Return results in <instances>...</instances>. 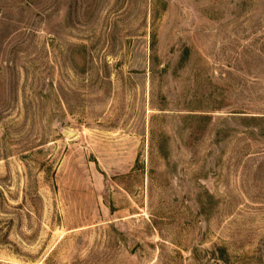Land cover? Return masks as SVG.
Masks as SVG:
<instances>
[{
    "label": "rangeland",
    "instance_id": "rangeland-1",
    "mask_svg": "<svg viewBox=\"0 0 264 264\" xmlns=\"http://www.w3.org/2000/svg\"><path fill=\"white\" fill-rule=\"evenodd\" d=\"M0 264H264V0H0Z\"/></svg>",
    "mask_w": 264,
    "mask_h": 264
},
{
    "label": "trees",
    "instance_id": "trees-1",
    "mask_svg": "<svg viewBox=\"0 0 264 264\" xmlns=\"http://www.w3.org/2000/svg\"><path fill=\"white\" fill-rule=\"evenodd\" d=\"M254 118H255V117H252V119H251V120H254Z\"/></svg>",
    "mask_w": 264,
    "mask_h": 264
}]
</instances>
